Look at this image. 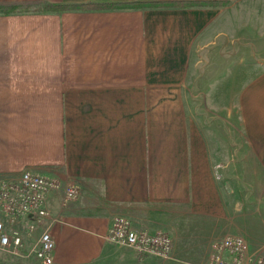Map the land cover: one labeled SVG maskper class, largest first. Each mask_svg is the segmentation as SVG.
<instances>
[{"label":"crops","instance_id":"obj_1","mask_svg":"<svg viewBox=\"0 0 264 264\" xmlns=\"http://www.w3.org/2000/svg\"><path fill=\"white\" fill-rule=\"evenodd\" d=\"M135 1L211 3L26 11ZM263 41L264 0H0V176L31 168L81 188L63 210L56 193L50 198L61 218L51 227L52 264H169L106 239L113 204L124 212L141 207L131 224L143 229L166 224L169 215L180 223L227 218L230 193L211 157L219 146L207 140L211 130L185 97L201 83H194L197 63L224 62L230 58L223 54L249 47L260 53ZM260 64L233 96L257 156L244 165L264 168V59ZM237 213L235 203V234L250 249L264 247V215L257 219L251 209L243 222Z\"/></svg>","mask_w":264,"mask_h":264},{"label":"rangeland","instance_id":"obj_2","mask_svg":"<svg viewBox=\"0 0 264 264\" xmlns=\"http://www.w3.org/2000/svg\"><path fill=\"white\" fill-rule=\"evenodd\" d=\"M220 4L223 3L220 2ZM243 40H238V44H242ZM261 47L260 53H254L252 47H249L247 51L243 50L237 54H223L224 59L230 58L224 62L216 58L207 61V63L196 64L198 67L194 74L197 75L194 83L198 79L201 83L191 85L190 97H185V101L200 118L202 126L211 130V134L209 136L207 134V140L214 141V146L215 144L219 146V149L211 150V157L216 158L217 164L214 165L213 170L217 181L227 188L228 194L230 193L225 201L227 218L213 222L191 221V218H187L188 220L184 219V222L180 223L174 221L173 216L169 215V222L161 224L168 225L169 230L157 223L144 224L146 229L162 231L172 237L175 243V250L173 247L171 252L172 258L163 260L169 264H205L213 242L225 234H235L236 232L229 220L230 209L235 203H237L238 218L243 222L246 217L244 213L251 209L256 213L253 217H257V219L264 215V211L261 209L264 208V196L261 197L264 195L261 192V188L264 189V168L257 165H244L245 158L253 159L257 156L256 150H252L245 137L241 118L236 113L239 101L237 97L233 96L236 90L238 94L242 85L246 84L253 74L260 71H258L261 68L260 61L264 59L262 44ZM255 49L257 48L255 47ZM202 78L204 79L202 80ZM208 93H211L213 97H205V94ZM245 189H248L247 192ZM255 195L257 197H254ZM141 209V207L126 208L127 212H124L122 204L112 205L115 216H125L130 221H133L134 218L139 219ZM39 231L40 229H37L29 236L24 237V249L32 244ZM239 234L245 238L242 233ZM128 251L134 252L130 249ZM0 261L5 264L34 263L23 261L19 257L4 252H0Z\"/></svg>","mask_w":264,"mask_h":264},{"label":"built area","instance_id":"obj_3","mask_svg":"<svg viewBox=\"0 0 264 264\" xmlns=\"http://www.w3.org/2000/svg\"><path fill=\"white\" fill-rule=\"evenodd\" d=\"M54 193L57 210H63L78 200L81 188L31 168L0 176V252L33 264H52L51 227L61 221L60 212L53 213L49 206ZM37 229L38 236L24 249V237ZM106 239L140 256L172 258L173 240L167 233L135 228L125 216L113 218ZM205 264H264V247L250 249L240 234L228 233L213 242Z\"/></svg>","mask_w":264,"mask_h":264},{"label":"trees","instance_id":"obj_4","mask_svg":"<svg viewBox=\"0 0 264 264\" xmlns=\"http://www.w3.org/2000/svg\"><path fill=\"white\" fill-rule=\"evenodd\" d=\"M211 2L207 1H181V2H131V3H112V4H82V5H54L53 9H50V5H41L33 9H26V11H48L54 10L56 12L69 10V9H109V8H133V7H143V6H190V5H205L210 4ZM213 3V2H212ZM4 11H15L14 8H7Z\"/></svg>","mask_w":264,"mask_h":264}]
</instances>
